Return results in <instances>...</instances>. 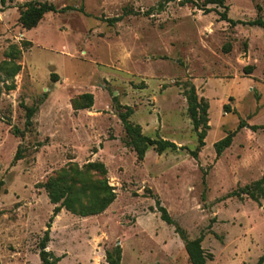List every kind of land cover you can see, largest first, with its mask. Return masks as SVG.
<instances>
[{
	"label": "rangeland",
	"instance_id": "obj_1",
	"mask_svg": "<svg viewBox=\"0 0 264 264\" xmlns=\"http://www.w3.org/2000/svg\"><path fill=\"white\" fill-rule=\"evenodd\" d=\"M29 1L75 9L26 27L19 14ZM204 4H0V264H41L39 242L55 205L43 185L69 166L79 172L63 179L72 198L90 205L98 196L91 186L103 178L115 198L98 214L60 209L46 244L60 257L55 264H107L115 246L121 264H190L176 226L187 238L203 236L212 255L205 264H264V29L221 19L223 11L233 20L264 19V0ZM190 85L208 104L198 130L184 94ZM84 93L91 106L83 107ZM30 106L37 109L25 129ZM126 107L142 134L185 148L150 145L138 157L121 120ZM230 132L217 155L215 143ZM93 163L104 165L101 179L85 168ZM156 200L174 224L161 219Z\"/></svg>",
	"mask_w": 264,
	"mask_h": 264
},
{
	"label": "trees",
	"instance_id": "obj_2",
	"mask_svg": "<svg viewBox=\"0 0 264 264\" xmlns=\"http://www.w3.org/2000/svg\"><path fill=\"white\" fill-rule=\"evenodd\" d=\"M182 2H193V0H182ZM206 4H215L218 6L224 7L226 9V5L224 4V0H203ZM0 4L4 5L5 0H0ZM75 9L73 6H63L57 8L54 4L49 2H25L20 7V14H19V21L26 27H32L37 24V22L44 16L47 12H65L67 10ZM82 8H79L81 10ZM119 18H111L108 20L109 22L113 23L117 21ZM221 19H224L229 22L230 25L236 24H244L250 26H258L264 29V19H262L259 15H257L254 19L251 20H233L228 18L226 13L223 11L221 13ZM251 66L244 67L245 70L250 69ZM184 94L187 100L188 105V113L191 118L193 128L195 130L199 129V126L205 125L206 122V114L208 109V104L205 102L203 97H198L193 85H190L188 88L184 90ZM84 97L87 98L88 102L83 107L91 106L92 103V94L84 93ZM225 109H228L229 106L227 104L224 105ZM36 106L26 107V114H25V129H30L32 126V116L36 111ZM131 114V109L126 107L125 111L121 114V120L123 123V128L125 131L126 136L130 137L132 140L128 142L132 145L134 150L136 151L138 157H142L147 146H154V148L158 152H162L165 149H181L185 148L184 146H177L174 142L163 139V138H151L141 133V128L138 125H133L129 122L128 117ZM243 122L240 121L238 124V128L243 126ZM13 134H19L20 131L17 128H13ZM233 133H227L225 137L218 140L215 143L216 153L217 155L227 146H229L231 137ZM203 133L202 131H198V139H199V146L203 145ZM188 152L192 155V157H197L196 150H188ZM19 150L15 153L13 157V162L20 158ZM91 167L95 170L96 173L99 174V178L103 177L105 174V167L102 163H93L88 164L85 168ZM73 167L69 166L66 170H61L54 174L52 177H49L46 182L44 183V188L47 192V196L51 203L55 204L52 210V214L49 218V221L46 225V229L44 230V234L39 242V259L41 264H55L60 257L54 256L50 251L46 249L47 241L49 240V227L50 221L52 218L60 211L62 207L67 210H70L73 213H78L81 215H92L101 213L108 204H110L113 199L115 198L114 193L112 192V188L107 184L105 179H101L100 183L93 184L91 186L92 189H97L98 196L97 198L89 205L83 204L80 200H76L72 198L68 193L73 192V185L72 182L69 184H65L63 179L71 173L77 175L79 172L78 170ZM259 183V182H257ZM82 186V187H81ZM78 193L81 194L80 196H87V190L84 184H80ZM264 197V193L262 195ZM61 202L58 204V201ZM156 204L158 210L161 212V219L167 224H174L173 220L167 214L165 208L160 206L158 200H156ZM176 231L181 234L182 239L184 240V248L188 256V260L190 264H205L206 260L211 259L212 255L210 253H206L202 248L201 242L203 240V236L199 235L195 238H187L184 232L179 228L175 227ZM105 260L107 264H121V250L119 246H115L112 250H106L105 252ZM264 260V256L261 255L258 259V263H262Z\"/></svg>",
	"mask_w": 264,
	"mask_h": 264
}]
</instances>
